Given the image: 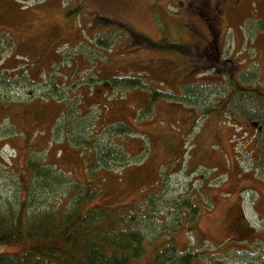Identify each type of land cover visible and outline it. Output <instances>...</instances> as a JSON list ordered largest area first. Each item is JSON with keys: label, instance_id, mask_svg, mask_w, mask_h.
Returning <instances> with one entry per match:
<instances>
[{"label": "rangeland", "instance_id": "obj_1", "mask_svg": "<svg viewBox=\"0 0 264 264\" xmlns=\"http://www.w3.org/2000/svg\"><path fill=\"white\" fill-rule=\"evenodd\" d=\"M90 173L139 208L144 259L171 238L189 264H264V0H0V215L29 190L70 206Z\"/></svg>", "mask_w": 264, "mask_h": 264}, {"label": "trees", "instance_id": "obj_2", "mask_svg": "<svg viewBox=\"0 0 264 264\" xmlns=\"http://www.w3.org/2000/svg\"><path fill=\"white\" fill-rule=\"evenodd\" d=\"M95 41L102 46L109 45L99 34H95ZM181 46L168 49L180 51ZM130 83L138 85L137 81ZM106 155L102 153L103 157ZM35 168V175L30 176H37L44 187L67 182L53 168L46 169L42 165ZM92 174L90 181L83 184L68 181L74 189L69 197L70 206H51L32 212L29 190L26 199H19L15 205L3 209L6 214L0 215V245H15L18 249L0 253V264H189L192 256L188 252L175 257L171 238H168L169 244L155 248L150 259H144L149 243L143 226L138 228L141 224L139 208L130 204L113 209L100 203ZM26 178L29 176L25 177L23 172L19 176L24 183ZM73 193L77 194L73 196Z\"/></svg>", "mask_w": 264, "mask_h": 264}, {"label": "flooded vegetation", "instance_id": "obj_3", "mask_svg": "<svg viewBox=\"0 0 264 264\" xmlns=\"http://www.w3.org/2000/svg\"><path fill=\"white\" fill-rule=\"evenodd\" d=\"M206 6H207V5H206ZM206 6H205V8H202V9L199 7V9H200L201 13L204 14V15L206 16V18H208L209 20H211V18H212V16H213L214 12H212V11L209 12ZM216 10H217V9H216ZM216 10H214V11H216ZM217 13H218V14H217L216 16H217V20H218V17H220V15H219V14H220V10H217ZM216 22H217V21H216ZM213 33H216V32L213 31ZM216 37L218 38V36H216ZM212 42L214 43V41H212ZM210 45H212V44L210 43ZM213 45H215V44H213ZM245 256H246L245 254H242V256H240V257L242 258V257H245Z\"/></svg>", "mask_w": 264, "mask_h": 264}, {"label": "bare ground", "instance_id": "obj_4", "mask_svg": "<svg viewBox=\"0 0 264 264\" xmlns=\"http://www.w3.org/2000/svg\"><path fill=\"white\" fill-rule=\"evenodd\" d=\"M241 160V159H240Z\"/></svg>", "mask_w": 264, "mask_h": 264}]
</instances>
